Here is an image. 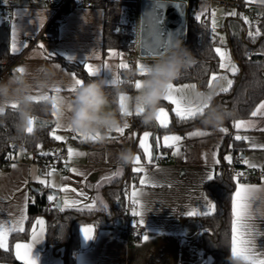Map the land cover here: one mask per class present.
Wrapping results in <instances>:
<instances>
[{
    "label": "crops",
    "instance_id": "1",
    "mask_svg": "<svg viewBox=\"0 0 264 264\" xmlns=\"http://www.w3.org/2000/svg\"><path fill=\"white\" fill-rule=\"evenodd\" d=\"M3 1L12 6V17L8 21L10 47L14 55H21L16 63V68L25 64L60 65L59 69L56 68L59 78L63 81L60 91L68 99L73 94L69 91L74 83L73 74L76 78L82 79L74 71L64 66L61 61L52 59V56H62L69 61L82 62L87 71L86 65H91L93 70L99 68L101 70L99 75L105 79L108 74H111L113 79L115 77L120 78L121 67L119 65L125 64L127 57L123 52L116 49H111L107 54H104L105 11L103 7L98 5L88 7L82 4L72 6L64 12L65 17L55 26L57 36L49 37L54 26L40 34L55 11V7L49 4V0ZM245 1L258 5L257 0ZM196 2L199 7L196 13L206 15L210 21L211 9L216 2L211 0H196ZM219 7L217 13L218 15L225 14V21L235 16L229 15V13H237V7H233L234 10L221 5ZM245 16V18L252 19L247 14ZM13 25L16 26L17 51L15 52L12 51ZM31 40L32 43H30ZM40 45L44 47L41 48ZM229 50L231 53L230 46ZM156 57L158 56L142 57L139 55L134 67L136 76L133 80L132 90L119 94L118 109L112 102L109 105V108L123 120V125L125 123L129 125L123 133L114 131L103 140H86L62 126L56 131V135L65 137V140L58 141L55 139L53 145L41 146L37 150L51 151L61 147L65 148L68 165V170L65 173L52 170L49 171L52 175H48L49 172H47L41 176L36 163L20 159L19 153L21 151L15 157V168L12 166L9 169H0V228L6 231L3 239L4 246L0 248L8 250L12 234L25 229L28 218V203L33 198L32 185L40 184L51 189L52 194L59 197L64 207L91 206V208L107 212L111 209V201L108 199L106 188L118 185L126 175L134 173L138 176L139 182L141 179L146 180L145 184L140 183L138 187L132 190L131 196L133 200L137 201L136 211L141 213L138 218L143 219L147 232L139 238L124 242L116 240L114 237V227L121 222L120 219L115 222L114 226H99L93 222L84 223L79 230L81 250L76 255V264H211L212 255L205 253L199 242V236L203 231L200 222L201 217L204 216L200 213L208 212L210 204L215 206L207 192L206 183L209 181V174L214 177L219 171L220 152L229 129L226 125L215 129L193 126L165 131H158L154 128L141 130L134 127L133 118L136 115V110L131 106V100L136 94L135 82L143 77L139 66H149ZM105 65L107 68L104 67ZM234 65L238 68L236 61ZM11 74H5L1 80H6ZM213 74L216 75V80H212ZM225 76L234 82V75L221 68L212 73L209 81L211 80L212 86L219 81L221 87H226L227 80L221 79ZM173 85L177 88L184 85H195L201 90L212 88V86L209 87V82L203 88L194 81L174 82ZM220 88L216 94L221 92ZM190 90H186L187 94ZM121 95L126 98L125 104L128 111L132 113L130 116L122 114L120 108ZM161 103L162 107L165 108L166 117L164 118L169 126L174 115L176 116L175 105L165 100ZM261 103H264V100L258 103L254 111ZM240 120L252 121L255 124V127L241 129L234 127V138L236 135L250 138L248 141L237 140V145L242 147L239 148L242 157L241 164L249 167L243 162L244 159H247L250 164L256 165L255 168H264V148L251 147L253 143L264 144V115L258 114L256 117L251 116L236 121ZM157 124L160 126L158 122ZM55 128L56 124L54 123L53 129ZM221 128H226L228 131L226 133L221 132ZM146 131L151 134L145 141V147L148 148V152L153 157L151 162L148 160L145 149L141 148L139 143ZM196 131L208 134L203 136L189 135ZM172 135L182 137L179 142L178 154H173L175 148L165 146L164 137ZM157 139H159V145H157ZM69 147L73 148L75 152L85 153V155H75L69 159ZM124 148H131L139 156L140 163L138 165L121 167L118 164L117 154ZM161 156H164L163 160L160 159ZM225 156H231L233 159L235 153L231 147L225 151L224 159ZM135 167H142L144 171L135 172L133 170ZM73 168L83 175L71 171ZM39 180H44L45 184H41ZM238 183L253 185L259 189L250 205L251 218L249 223L252 226L254 237L248 238L254 239L257 253L264 258V177L257 181H236L233 196ZM63 188H68L69 191L66 193L61 190ZM71 189L77 191L72 192ZM55 192L57 193L55 194ZM134 192L136 193L135 197H133ZM189 212L197 214L189 216L187 214ZM41 221L42 223H39ZM89 227L95 229L92 239H86L82 232V229ZM34 231L39 234V240L33 245L32 252L37 264H65L64 245L46 242V218L44 215L34 217L26 238H18L13 242L12 251L16 259L23 264V261L18 258L17 252L22 254L24 249H17L16 245L33 244ZM145 235L148 236L147 240L144 239ZM0 264L15 263L3 260L0 261Z\"/></svg>",
    "mask_w": 264,
    "mask_h": 264
},
{
    "label": "trees",
    "instance_id": "2",
    "mask_svg": "<svg viewBox=\"0 0 264 264\" xmlns=\"http://www.w3.org/2000/svg\"><path fill=\"white\" fill-rule=\"evenodd\" d=\"M132 0H95L98 6L104 8V54L111 49L123 52L126 57L134 48V36L129 30L121 29L125 6ZM245 7L237 6L235 16L225 21L228 45L231 48L233 59L238 64V72L234 75L233 85L227 92H219L214 96L212 103L227 108L232 112L229 120L225 121L229 133L223 143L220 152V168L212 180L206 183V189L215 209L210 215L201 217L200 225L203 228L199 236V242L205 253L212 255L211 264H238L237 259L231 253L232 246V197L236 185V179L228 171L229 162L224 159V154L231 147L236 155L241 156L239 145L233 136L236 120L251 117L258 103L264 100V16L259 22L246 18ZM198 15H189L186 24V37L184 45L193 53L195 63L182 78L176 83L194 81L201 88L206 87L212 73L219 70L220 56L215 49L219 46V35L213 31L208 18L199 20ZM257 29L260 35L255 39L248 35L249 31ZM49 37H56V27L50 31ZM10 47L9 22L0 23V58H13ZM52 59L61 61L69 70L74 71L83 82L89 79L102 78L90 76L85 65L79 61H69L62 56H52ZM126 64V61H125ZM136 74L134 68H121L120 78L116 84H108L109 99L118 109V96L121 92L131 91ZM206 111V109H205ZM204 111V112H205ZM37 114L42 115L37 108ZM50 120L54 118L49 116ZM14 110L11 108L8 114L0 118V165L6 161V155L15 146L19 150L38 149L41 146H51L55 138L51 135L54 123H50L43 129L23 139L17 138ZM134 127L138 129L154 128L158 131L180 129L193 126L206 127L202 123V115L193 119L181 120L174 115L172 123L168 127H160L154 121L152 125L145 126L139 116L133 118ZM125 178L118 185L107 187V196L111 201V209L107 212L89 207H64L58 196L52 194V190L40 185H32L33 198L28 203V218L23 231L13 233L10 237L8 250L0 248V261H12L21 264L13 254L12 245L18 238L28 236L32 220L37 215L46 218V242L48 244L60 243L65 247V264H76V255L81 250L79 230L84 223L93 222L99 226H114L117 220L123 219L122 211L126 207ZM55 199L49 200V196ZM52 205H49L50 202ZM59 203V204H58ZM239 264L245 261L239 260Z\"/></svg>",
    "mask_w": 264,
    "mask_h": 264
},
{
    "label": "clouds",
    "instance_id": "3",
    "mask_svg": "<svg viewBox=\"0 0 264 264\" xmlns=\"http://www.w3.org/2000/svg\"><path fill=\"white\" fill-rule=\"evenodd\" d=\"M257 4L264 6V0H257ZM194 63L193 53L183 41L176 40L146 67V73L140 80L141 87H135L136 94L131 100V106L136 111L142 110L139 119L143 125L150 126L156 121L169 86L182 78ZM108 84L105 78L89 79L77 86L68 99L57 91L63 86V81L54 65H21L6 80H0V118L8 114L11 105L16 106L11 109L15 115L16 135L20 139L35 135L36 131L55 123L70 128L73 133L99 136V140H103L124 123L109 108ZM220 87L217 81L211 89L195 87L188 93L192 104L208 105L202 115V123L208 128L222 127L232 116L229 109L212 103ZM38 107L42 115L37 114ZM49 116L54 119L50 120ZM29 127L33 128L31 133L27 131ZM136 157L131 148H124L117 154V162L121 167L131 166ZM237 262L239 264V259Z\"/></svg>",
    "mask_w": 264,
    "mask_h": 264
},
{
    "label": "snow or ice",
    "instance_id": "4",
    "mask_svg": "<svg viewBox=\"0 0 264 264\" xmlns=\"http://www.w3.org/2000/svg\"><path fill=\"white\" fill-rule=\"evenodd\" d=\"M229 15H236L235 12L229 13ZM212 16L215 17L216 16V12L212 13ZM198 20L200 19V16L196 17ZM245 22H247V19L245 18ZM15 28L16 26L13 25V44H12V51L15 52L17 51V47H16V42H15ZM213 31H215V20H213ZM248 35L250 37H252L253 39H255L256 36L260 35V31L259 29H257L255 32L249 31ZM41 48H43V45H40ZM169 47H160L159 51H156L155 54L157 55H161L164 51H166ZM216 53L220 55L221 58V63L219 64V67L221 69H227L228 71H230L233 75H235L239 70L238 68L231 62L230 57L228 56V54L226 52H222L221 48L217 47L215 49ZM72 59V58H70ZM56 68H60V65H54ZM86 67L88 68L89 74L90 76L96 77L100 74V69L97 68L95 70H93L91 65H86ZM105 68H107V65L104 66ZM119 67L121 68H127V65L124 63H121L119 65ZM141 69V75H144L146 73V67H144L143 65L139 66ZM22 71V69H20ZM106 79L109 81V83H114V82H121L119 81V77H115L113 79V77L111 76V74H108L106 76ZM217 77L215 74H213L212 76V80H216ZM221 79L227 80V86L226 87H221L220 91L222 92H227L229 90V88L231 87L233 81L230 79H227V77H222ZM73 85L72 87L69 89V91L74 92L76 90V87L81 85L83 83L82 80L76 78L75 74H73ZM212 84H211V80L209 81V87L211 88ZM135 87L138 89L141 87V82L140 80H137L135 82ZM195 88V85H184L183 87L177 88L174 87V85H170L167 94L164 97L165 101H168L169 103L175 105V113L176 116L179 117L181 120H188V119H193L198 115H203L205 109H207L208 105L204 104V105H200L197 106L195 104H192L191 102H189L188 100V94H187V89H193ZM57 91H60V89H57ZM125 97L123 95L120 96V108L122 111V114L125 116H130L132 115V113L130 111H128L127 105L125 104ZM12 109H15V105H11L10 106ZM140 111H142L141 109H137L136 111V115L139 116ZM264 115V103H261L257 109L255 111H253L251 113V115L253 117H256L257 115ZM166 117V111L164 107H161L157 113V118L156 121L160 124V126L162 127H168V123L166 121V119L164 118ZM62 126L59 124H56V128L53 129L51 135L56 139V140H65L66 138L60 135H56V131L58 129H60ZM129 125L127 123H125L123 125V127L117 128L115 131H117L118 133H123L124 129L128 128ZM234 127L236 129H241V128H248V127H255V124L252 121H236L234 124ZM68 130H71L70 128H68ZM28 133H31L33 131L32 127H29L27 129ZM221 132H227L228 130L226 128H221L220 129ZM208 133L206 132H200V131H196L193 133H190V136H203V135H207ZM80 137H82L83 139H91V140H99V136H84L82 134H78ZM151 134L149 132H144L143 133V137L140 139L139 143H140V147L145 149V153L148 155V160L149 162L152 161L153 157L151 156V154L148 152V148L145 147V141L147 140V138L150 136ZM250 138L247 136H241V135H236L235 136V140H245L248 141ZM182 140V137L180 136H176V135H172V136H165L164 137V141H165V146L166 147H173L175 148V151L173 154H178L179 153V142ZM171 141V143H169ZM157 145H159V139H157ZM251 147L256 148V147H260V148H264V144H255L253 143L251 145ZM48 153H42V155H47ZM75 155H85V153H77L75 152V150L71 147L68 148V157L69 159H71L73 156ZM225 160L229 161V163L232 160L231 156H225ZM245 164H248L249 167L255 168L256 165L254 164H250L249 161L247 159H244L243 161ZM140 163V158L139 156L136 157V160L134 161L135 165H138ZM13 167L15 168L16 165L13 164ZM135 172H143L144 169L142 167H135L133 169ZM71 171H73L74 173L78 174V175H83V173H79L77 171V169L73 168L71 169ZM119 174V173H116ZM48 175H52L51 172L48 173ZM238 175H242V174H238ZM214 177L212 174H209L208 176V180H212ZM85 179H87L85 177ZM39 182L41 184H45L44 180H39ZM141 184H145L146 180L145 179H141L140 181ZM52 186V185H49ZM64 192H68L69 189L68 188H63L61 189ZM72 192H76V189H71ZM259 191V189H257L255 186L253 185H247V184H239L237 185V190L234 194V196L232 197V256L235 259H239V260H243L245 261V264H264V258H262L256 251V245L254 243V239L253 238H248V237H254V234L252 232V226L249 223L250 221V205L251 202L255 199V193ZM80 195H83V193H80ZM136 196V193H133V197ZM49 200H53L54 196H49L48 197ZM137 201L134 199L133 203H136ZM87 206V205H86ZM89 208H91V206H88ZM215 206L214 205H209V211L208 212H203L200 213L202 215H210L211 211L214 210ZM134 216L137 215H141V213L137 212V211H133L132 213ZM189 216L191 215H196L197 213L195 212H189L187 213ZM23 219V218H22ZM39 223H42L39 222ZM139 224H143L144 221L143 219H141L139 222ZM94 228H84L82 229V232L85 236L86 239H92L93 235H94ZM6 235V231L3 228H0V247H3V239L4 236ZM145 240L148 239V236L145 235L144 237ZM39 240V234L37 231L33 232V244L30 245H20L17 244L16 248L17 249H21L23 248L24 251L21 254L19 251L17 252V256L18 258H20L23 261V264H37V261L33 258L32 252H33V245L35 244V242Z\"/></svg>",
    "mask_w": 264,
    "mask_h": 264
},
{
    "label": "built area",
    "instance_id": "5",
    "mask_svg": "<svg viewBox=\"0 0 264 264\" xmlns=\"http://www.w3.org/2000/svg\"><path fill=\"white\" fill-rule=\"evenodd\" d=\"M217 4L225 7H237L243 5L245 12L249 15L253 21L259 22L264 16V6L256 5L245 0H211ZM49 4L55 7V11L51 18L47 21L41 33L47 29L56 26L65 17V11L69 10L76 4H82L84 6H94L95 0H49ZM187 6V5H186ZM187 17L189 15H196L197 13L193 9L186 8ZM140 15H141V0H132L124 8L123 24L121 29L129 30L134 36V48L128 54L126 58V65L129 68H134L136 61L139 57V29H140ZM198 15V14H197ZM203 20L206 19V15H198ZM12 17V6L9 3L0 0V23L8 22ZM32 43V40L30 41ZM21 58V55H17L13 58H0V80L5 74L12 73L16 68V63ZM21 151L15 146H12L11 150L6 155V161L0 165V169H9L15 162V157L18 152ZM42 153H48L42 155ZM19 157L22 161L34 162L39 168V174L45 175L49 171H57L59 173H65L68 170L66 162V150L61 147L51 151H38L37 149L22 150L19 153ZM161 160L164 156L160 157ZM242 157L236 155L228 164V171L233 175L237 181H257L264 177V168H251L241 164ZM242 174V175H238ZM140 185L138 176L134 173H130L125 180L126 188V207L122 211L123 219L114 227V237L116 240L129 242L132 239L139 238L147 232L146 226L139 224L140 219L134 216L132 213L136 211V203H133L131 192L134 188ZM51 201L49 205H52Z\"/></svg>",
    "mask_w": 264,
    "mask_h": 264
},
{
    "label": "water",
    "instance_id": "6",
    "mask_svg": "<svg viewBox=\"0 0 264 264\" xmlns=\"http://www.w3.org/2000/svg\"><path fill=\"white\" fill-rule=\"evenodd\" d=\"M186 8L184 0H141L140 56H159L155 53L160 47H171L176 40L185 39Z\"/></svg>",
    "mask_w": 264,
    "mask_h": 264
},
{
    "label": "rangeland",
    "instance_id": "7",
    "mask_svg": "<svg viewBox=\"0 0 264 264\" xmlns=\"http://www.w3.org/2000/svg\"><path fill=\"white\" fill-rule=\"evenodd\" d=\"M184 1L186 2V5H187L188 9H193L195 12L198 11L199 7H198V4H197L196 0H184ZM205 2L208 3L209 1H205ZM206 5H208V4H206ZM212 7H211L212 8L211 9V17L209 19H210V23H211L212 27H213V20H215V31L220 36L219 48H221L222 52H226L228 54V56L230 57L231 62L233 64H235V61H234V59H233V57H232V55L230 53V50H229L228 37H227V33H226V30H225V27H224V21H225L226 16H225V14L218 15L217 12L220 9V7L216 3H214ZM230 8L232 10H234L233 7H230ZM213 12H216V16L215 17L212 16ZM228 12H230V11H228ZM220 61H221V58H220ZM224 70L227 71V69H224Z\"/></svg>",
    "mask_w": 264,
    "mask_h": 264
}]
</instances>
